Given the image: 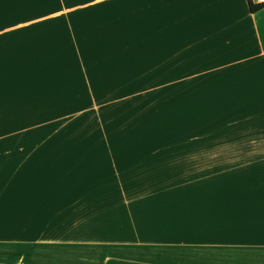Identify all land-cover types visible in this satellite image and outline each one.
Returning a JSON list of instances; mask_svg holds the SVG:
<instances>
[{
    "label": "crops",
    "instance_id": "1",
    "mask_svg": "<svg viewBox=\"0 0 264 264\" xmlns=\"http://www.w3.org/2000/svg\"><path fill=\"white\" fill-rule=\"evenodd\" d=\"M137 17L138 77H186L192 96L198 77L202 131L251 129L249 138L205 137L203 144L233 157L236 147L255 146L262 156L264 7L252 13L247 0H137ZM89 144L0 138V264H264V248H226L206 223L214 208L227 215L215 225L234 235L237 226L264 224L251 218L264 210V169L248 170L243 184L217 185L218 200L202 187L129 209L130 191L110 184L115 162L104 170L83 163Z\"/></svg>",
    "mask_w": 264,
    "mask_h": 264
},
{
    "label": "rangeland",
    "instance_id": "2",
    "mask_svg": "<svg viewBox=\"0 0 264 264\" xmlns=\"http://www.w3.org/2000/svg\"><path fill=\"white\" fill-rule=\"evenodd\" d=\"M137 21V0H0V72L13 76L0 77V138L86 140L83 163L104 170L113 160L110 184L130 191L129 209L202 187L216 200L217 185L243 184L248 170L264 169V154L243 145L233 157L203 144L249 138L251 129L202 131L198 77L193 96L186 77H138ZM12 27L24 29L3 33ZM208 212L210 232L226 248H264V224L237 226L234 235L215 225L225 211ZM258 212L251 218L264 217ZM233 240L239 247L229 246Z\"/></svg>",
    "mask_w": 264,
    "mask_h": 264
},
{
    "label": "trees",
    "instance_id": "3",
    "mask_svg": "<svg viewBox=\"0 0 264 264\" xmlns=\"http://www.w3.org/2000/svg\"><path fill=\"white\" fill-rule=\"evenodd\" d=\"M248 4H249V9L252 13H255L257 11H259L260 9H262L264 6H254L251 4L250 0H247Z\"/></svg>",
    "mask_w": 264,
    "mask_h": 264
},
{
    "label": "built area",
    "instance_id": "4",
    "mask_svg": "<svg viewBox=\"0 0 264 264\" xmlns=\"http://www.w3.org/2000/svg\"><path fill=\"white\" fill-rule=\"evenodd\" d=\"M250 2L254 6H264V0H250Z\"/></svg>",
    "mask_w": 264,
    "mask_h": 264
}]
</instances>
